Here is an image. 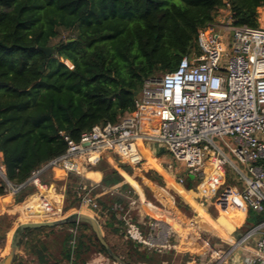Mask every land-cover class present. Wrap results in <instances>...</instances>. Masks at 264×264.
<instances>
[{
  "label": "trees",
  "instance_id": "trees-1",
  "mask_svg": "<svg viewBox=\"0 0 264 264\" xmlns=\"http://www.w3.org/2000/svg\"><path fill=\"white\" fill-rule=\"evenodd\" d=\"M225 2L234 24L259 26L257 9L264 0H0V152L7 179L22 183L34 169L62 154L67 147L64 135L79 140L94 124L115 123L134 109L145 79L174 70L183 56L200 53L197 31L213 20ZM58 27L70 34L51 44ZM39 46L53 50L45 53ZM150 164L159 168L154 161ZM163 176L193 201L190 190L176 184L172 175ZM77 179L58 170L47 180L50 185L54 181L66 184L65 213L80 200ZM231 181L230 167H226L225 183ZM101 184L131 191L113 168L102 170ZM27 188L15 194L16 201L26 198ZM5 193L6 184L0 178V195ZM94 197L100 209L92 210H98L96 218L110 249L115 251L107 234L120 233L125 244H133L134 254L122 256L126 264L147 259L142 251L146 247L126 238L120 229L114 206L121 204L125 209L124 196ZM104 209L110 215L105 219ZM199 215L205 224L223 231L237 225L223 213L214 221L201 209ZM245 221L247 229L261 223L264 211L248 209ZM8 226V215H0L1 251ZM93 246L108 253L86 221L27 228L13 264H63L71 257L75 263L84 262L83 254Z\"/></svg>",
  "mask_w": 264,
  "mask_h": 264
},
{
  "label": "built area",
  "instance_id": "built-area-1",
  "mask_svg": "<svg viewBox=\"0 0 264 264\" xmlns=\"http://www.w3.org/2000/svg\"><path fill=\"white\" fill-rule=\"evenodd\" d=\"M195 41L200 53L183 56L174 70L144 80L134 109L115 123L94 124L79 140L64 135L65 151L34 169L26 182L14 184L7 179L0 152V178L6 192L14 195L29 184L37 190L21 203L23 219L47 221L64 216V193H56L42 180L47 171L81 176L82 168L96 166L106 151L135 166L146 160L139 141L162 143L189 174H203L200 194L207 199L223 186L229 164L243 187H223L215 206L225 211L238 203H232V197L247 209L264 211V26L234 24L225 2L213 20L198 29ZM178 181L183 182L182 178ZM107 190L122 194L117 188ZM77 193L83 205L99 208L83 182L77 185ZM123 196L127 207L114 208L120 211L124 236L149 250L188 251L187 264H264V221L224 247L202 234L205 231L197 217L175 213L160 217L156 215L159 207L141 194L128 191ZM199 205L205 206L203 201ZM136 207L139 215L147 217L145 227L132 218ZM194 237L202 242L197 248L191 243ZM63 264L78 263L71 257Z\"/></svg>",
  "mask_w": 264,
  "mask_h": 264
},
{
  "label": "rangeland",
  "instance_id": "rangeland-1",
  "mask_svg": "<svg viewBox=\"0 0 264 264\" xmlns=\"http://www.w3.org/2000/svg\"><path fill=\"white\" fill-rule=\"evenodd\" d=\"M257 13H258V22H259V26H264V6H260L257 9ZM69 31L65 30L62 27H58V34L56 37L51 39V44L57 42L59 39L63 38V37H67L69 35ZM71 65V63H69ZM160 74H158L157 76H160ZM141 143V141H139V144ZM149 149H144L143 154L144 156H146L147 152ZM162 151V152H161ZM152 152V151H151ZM152 154L154 155V153H150L151 157ZM155 156H157L159 158V160L161 162H167V164L170 165V167L172 168V172L175 174V176H177L178 178H182L183 182H182V186L185 187L186 189H192L193 192H197V186L201 183V181L203 180V174H197L196 176L193 175L192 178H189V173H187V171L184 169V165L180 162H178L177 160H175L172 155L167 151V150H160L159 153H157ZM231 161L235 164H237L240 168H242L243 170L245 169L244 165L239 164L233 157H230ZM148 163L146 162V160H144L142 163L135 165V166H131L127 164V167H129L128 169L125 170L126 174L129 176V178L134 182V184L130 183V180H128L129 185H130V189L132 191V193H135V195H137V191H139L141 193V195L146 198L147 200L151 201L154 205H157L158 207H160L161 209H165L167 206V202L170 203L171 205H176L175 207H177L186 217H198L197 214V210L199 208H203L200 204V202H204L205 206L209 208L211 215L215 218H217L219 216V212H217L219 209L215 206L214 202L216 200L217 195L219 194V192H216V196H214V198L212 199H207L204 196L198 195V193L196 194L195 197V201H192V205H194L193 207H195L197 210L194 211L192 205H189L185 199L182 197L181 194H179V192L176 190V188L174 187V185L169 184L167 182V180L165 179V177L163 176V174L157 172L156 169L154 168H150L149 167V163L152 161L151 158H147ZM153 161L155 163L156 160ZM103 163L102 160L99 161L98 164ZM158 164V163H157ZM105 166H110L108 164V162H106L104 164ZM166 165V164H163ZM227 169L230 167L229 164L226 165ZM159 168H162L159 165ZM163 171L165 172V174H170L168 171H166L164 168H162ZM233 169L230 167V173H231V182H227L224 183L223 186H221L219 188V191L225 187V186H232V187H236L238 190H241V188L243 187V182L238 178V175L235 174L234 172H231ZM234 171V170H233ZM51 170L47 171L43 176V181L46 182L48 184L49 187H54L55 189H57V191H62L63 193L66 190V184L64 182L61 181H54V185H50L48 183L47 180H49V176L51 175ZM160 175L161 180L157 179V176ZM78 176V175H75ZM173 179V178H172ZM86 178L83 175H79V179H77L76 183L77 185L81 182H85ZM187 186H189V188H187ZM25 187H29L27 189H25V196L26 198L22 201H16L15 199V194L14 195H10L9 193H5L6 195H8V201L9 205L7 206V208L9 209L8 211H4L2 214H6L8 215V219L10 220V226L7 227L5 234H6V243H5V248L3 251L0 250V262L4 259V257L7 255V253L9 252L10 249V239L11 236L16 228V226L21 223V222H26L27 220L23 219L22 221L19 220L22 219L21 216L23 218H26L24 216V206L21 205V203H24L25 200L28 199V197L32 194H34L37 190L35 188L34 185L29 184ZM76 191H77V187H76ZM120 192V191H119ZM126 192H120L122 193V195H124V193ZM77 195L79 196V194L77 193ZM80 197V196H79ZM64 198H65V193H64ZM125 198V197H124ZM126 199V198H125ZM7 200V199H6ZM127 202V199H126ZM127 206V205H126ZM100 209V207H99ZM74 211H82V212H87L90 213L92 215H94L96 217V215L98 214V210L97 211H93L91 207L85 206L81 203V199L79 201H76V205L75 208L71 209L69 212H64V216L74 212ZM230 214L232 215V211H229ZM0 214V215H2ZM102 214H103V219H105L106 217H110L108 211L106 209L102 210ZM138 207L134 208L131 211V215L134 217H137L138 215ZM63 216V217H64ZM198 219V218H197ZM113 222L114 220L111 219ZM201 224V223H200ZM116 225V223H115ZM120 226V224H118ZM202 226V224H201ZM120 229L122 230V228L120 227ZM245 229H247V225L244 223H242L240 225V227L235 228L234 232H238V231H244ZM103 230V229H102ZM89 231V230H88ZM123 231V230H122ZM90 232V231H89ZM121 232V231H119ZM104 234V231H103ZM203 235H207L209 236L211 242H213L216 245H221L219 242V237L216 235H210L207 232H203ZM213 234V232H212ZM109 242L111 243V246H113V248L115 249V251L113 250V252L122 259L123 257H129L130 256L128 254L132 255L134 254L132 252V246L133 244H131L130 242L128 243H124L123 239H125L123 236H121L120 233L116 234V233H110L107 234ZM195 239V237H194ZM126 240V239H125ZM197 243H200V241H196ZM140 249H143L140 247ZM143 252L146 253L147 259H140L139 262L137 264H187V261L190 259V254L188 251H177L175 248H170V249H164L161 252L158 251H154V250H149L148 248H145L144 250H142ZM82 258L84 259V262L78 261L79 264H120L118 261H116L110 254L108 253H102L99 252L97 250L96 246L91 247L86 253L83 254Z\"/></svg>",
  "mask_w": 264,
  "mask_h": 264
},
{
  "label": "crops",
  "instance_id": "crops-1",
  "mask_svg": "<svg viewBox=\"0 0 264 264\" xmlns=\"http://www.w3.org/2000/svg\"><path fill=\"white\" fill-rule=\"evenodd\" d=\"M140 147H141V149L142 150H144V149H146V147H145V145H143L142 144V142L140 143ZM148 149V148H147ZM162 150H166V149H162ZM162 152V151H161ZM150 153H151V151L150 150H148V152H147V154H146V162L148 163V161H147V158H151V160L153 161V158H154V160H156V162L158 163V165H160L162 168H164L166 171H168L169 173H171V175L173 176V179H174V182L176 183V184H178V185H180L183 189H185V190H190L192 193H193V195H192V200H193V202L195 201V197H196V194L198 193V195H201L200 194V192H201V189L204 187V182L203 181H201V183L197 186V192H193V190L192 189H186L185 187H183L182 186V183L181 182H179L178 181V177L177 176H175V174L171 171L172 170V168L170 167V165L169 164H167V162L165 161V162H161L160 160H159V158L157 157V156H155V155H153L152 154V157H151V155H150ZM101 160H102V162L103 163H101V164H97L96 166H94V167H91V168H87V176L88 177H85L86 178V181L84 182V184H85V186H86V189L90 192V194L93 196V198L96 200V198L94 197V195H98V196H100V197H102L103 196V194H107V195H112L108 190H107V188H113V187H105V186H103L102 184H101V177H102V170L103 169H105V168H107V169H109V168H113V169H115V170H117V172L128 182V180L127 179H129V180H131L130 178H129V176L126 174V172H125V168L123 167V165H126L127 166V164H125V163H123L121 160H120V158H119V156L116 154V153H114V152H112V151H106V152H104L103 153V155H102V157H101ZM106 162H108V164L110 165V166H105L104 164L106 163ZM163 164H166V165H163ZM149 167L150 168H154V169H156L153 165H151L150 163H149ZM184 169H185V167H184ZM157 170V172H159V173H161L158 169H156ZM186 170V169H185ZM56 171H58L57 169H55V170H52L50 173L51 174H55L56 173ZM64 173V172H63ZM188 173V172H187ZM162 174V173H161ZM158 175V174H157ZM192 175V174H191ZM64 176H66V174L64 173ZM159 177H160V175H158ZM192 177H193V175H192ZM129 183V182H128ZM130 183H131V181H130ZM225 183V182H224ZM188 188V187H187ZM199 188V189H198ZM177 190V189H176ZM55 192L57 193V192H62V191H57V189L55 190ZM139 194H141L139 191H137ZM219 192V191H218ZM180 194V193H179ZM120 195H122V194H120ZM56 196V198H58L59 197V195H55ZM214 196H216V194L214 193V195L212 196L211 195V197H210V199H212V198H214ZM5 197H7V200L5 199ZM8 195H6V194H3V195H0V214H2L4 211H8L9 209L7 208V206L9 205V202H6V201H8ZM184 199H185V201L189 204V205H192V202L191 201H189L188 199H186L184 196H182ZM232 203H233V201H235V203H236V201L238 202V203H236V204H231L230 205V207H229V211L231 210L232 212V215L230 214V212H228V210H225V211H220V210H218L217 212H219L218 214H219V216L221 215V213H223V214H225V215H227V216H229L230 217V219L232 220V221H234V222H236L237 223V225L233 228V230L232 231H230L229 229H226V230H221V229H219L222 233H224L225 234V236H223V235H219L220 237H222V240L221 239H219V242L224 246V247H228L229 246V243H230V241L231 240H233L239 233H242V232H244L245 230H247V229H245L244 231H238V232H234L235 231V228H237V227H240V225L242 224V223H244V222H246L245 220H246V217H247V213H248V209L243 205V203H240L238 200L239 199H233L232 197H230V199H229ZM97 201V200H96ZM98 202V201H97ZM165 203H167V206H164V207H166L164 210L163 209H161L160 207H159V211H157V216H160V217H165L166 216V214H168V213H175V214H181V215H183V216H185L177 207H175L174 205H171L170 203H172V202H170V203H168V201L167 202H165ZM29 204V203H28ZM119 206H121L122 207V205L121 204H118ZM28 206V205H27ZM194 205H192V207H193ZM193 209H194V211L195 210H197L195 207H193ZM199 209H201L202 211H204L207 215H208V218L210 219V220H216L217 218H215V217H213L212 215H211V212H210V210H209V208H207V207H203V208H199ZM199 209L197 210V214H198V220H199V222L202 224V228H203V230L206 232V231H208V232H212L210 229H209V225L208 224H205L206 222L205 221H203V217L202 216H200L199 215ZM119 211V210H118ZM139 213V212H138ZM22 219H20L19 218V220L20 221H22L23 220V217H21ZM133 220L134 221H136V222H138L140 225H142L143 227H145V223H146V220H147V217L145 216H141V215H137V217L136 218H133ZM209 221V220H208ZM211 225V224H210ZM218 235V234H217ZM199 239L198 238H196L195 237V239H192V241H191V243H193V245L197 248V246H199L202 242L200 241V243H197L196 241H198Z\"/></svg>",
  "mask_w": 264,
  "mask_h": 264
},
{
  "label": "water",
  "instance_id": "water-1",
  "mask_svg": "<svg viewBox=\"0 0 264 264\" xmlns=\"http://www.w3.org/2000/svg\"><path fill=\"white\" fill-rule=\"evenodd\" d=\"M39 49L44 51L45 53H50L53 48L52 47H43L39 46ZM145 147L148 148L151 153H154L156 155L159 153L161 149H165L164 145L162 143H156V142H145ZM82 175L84 177L87 176V169L86 167L82 168ZM26 182V181H25ZM25 184V183H24ZM86 221L91 226L92 230L94 231L97 239L99 242L108 250L109 254L120 264H126L120 257H118L108 246L106 240L104 239V234L102 227L100 223L98 222L97 218L87 212L82 211H74L67 215H65L62 218L56 219V220H47V221H26L19 223L10 239V249L7 255L4 257V259L0 262V264H13V259L16 253V250L18 248L19 240L22 236V233L27 228H37V227H44V226H56L61 225L65 223H71V222H81Z\"/></svg>",
  "mask_w": 264,
  "mask_h": 264
},
{
  "label": "bare ground",
  "instance_id": "bare-ground-1",
  "mask_svg": "<svg viewBox=\"0 0 264 264\" xmlns=\"http://www.w3.org/2000/svg\"><path fill=\"white\" fill-rule=\"evenodd\" d=\"M139 147H140V144H139ZM140 149H141V147H140ZM141 151H142V149H141ZM142 153H143V151H142ZM143 156H144V154H143ZM144 157H145V156H144ZM145 158H146V157H145ZM158 170H159L160 172H162L163 174H165V172L163 171L162 168H158ZM165 175H166V177L169 176V174H165ZM210 194H212V192H211ZM5 199H7V197H5ZM229 207H230V206H229ZM229 207H228L226 210H228ZM209 229H210L213 233H216V234H218V235H223V236H225V234L222 233V232H221L216 226L209 225Z\"/></svg>",
  "mask_w": 264,
  "mask_h": 264
}]
</instances>
